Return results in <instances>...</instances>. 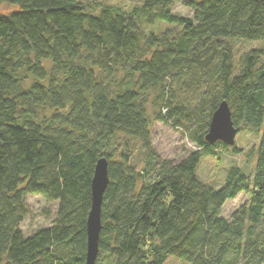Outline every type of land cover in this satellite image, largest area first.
<instances>
[{
  "label": "trees",
  "instance_id": "16d2710c",
  "mask_svg": "<svg viewBox=\"0 0 264 264\" xmlns=\"http://www.w3.org/2000/svg\"><path fill=\"white\" fill-rule=\"evenodd\" d=\"M3 2L15 8L0 10V264H85L100 158L94 264H264V0ZM236 41L259 46L235 57ZM150 94L154 119L197 147L177 162L152 146ZM221 101L260 138L251 171L231 165L214 186L197 168L229 147L205 140ZM33 193L55 203L54 218L25 236Z\"/></svg>",
  "mask_w": 264,
  "mask_h": 264
},
{
  "label": "rangeland",
  "instance_id": "374dc122",
  "mask_svg": "<svg viewBox=\"0 0 264 264\" xmlns=\"http://www.w3.org/2000/svg\"><path fill=\"white\" fill-rule=\"evenodd\" d=\"M102 2L120 5L125 8H130L140 0H100ZM15 7L3 2L0 5L2 12L10 11ZM172 11L184 17L192 16V9L182 5L180 2H174ZM164 22L156 23L151 27L154 30H160L167 27ZM235 57L240 54L259 46L258 42L236 41L235 42ZM48 66V63H45ZM153 94H150L147 104V116L150 124L151 143L156 153L165 159L172 162H177L182 159L189 151L197 149V147L188 139L182 129H176L169 125L159 122L154 119L153 106L151 99ZM260 138V133L249 131H238L235 135V142L232 147L227 149H217L215 155L204 156L197 168L198 176L214 186H219L222 183L226 169L231 165L241 167L246 173L251 171L255 163L253 152L257 147ZM246 198V194L240 193L234 199L224 203L221 211L223 217H228L230 213L241 204ZM28 205L29 214L20 224V229L25 236L33 233L35 230L47 227L51 224L55 211V203H47L41 194H28L25 198ZM50 210L52 215L49 218L45 217L46 211ZM166 264H186L176 259H169Z\"/></svg>",
  "mask_w": 264,
  "mask_h": 264
},
{
  "label": "water",
  "instance_id": "95a60500",
  "mask_svg": "<svg viewBox=\"0 0 264 264\" xmlns=\"http://www.w3.org/2000/svg\"><path fill=\"white\" fill-rule=\"evenodd\" d=\"M238 129L233 126L231 112L226 101H221L211 115L205 140L210 144L221 141L227 146L235 142ZM109 182L107 161L100 158L94 168L91 180V205L86 221V261L85 264H94L98 254V239L101 230L100 209L103 194Z\"/></svg>",
  "mask_w": 264,
  "mask_h": 264
}]
</instances>
